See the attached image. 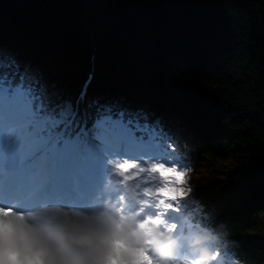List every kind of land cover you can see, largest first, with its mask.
<instances>
[{
	"label": "snow or ice",
	"instance_id": "snow-or-ice-1",
	"mask_svg": "<svg viewBox=\"0 0 264 264\" xmlns=\"http://www.w3.org/2000/svg\"><path fill=\"white\" fill-rule=\"evenodd\" d=\"M93 7L102 6L0 3V208L23 200L86 207L114 156L190 169L188 143L142 98L152 42L160 29L175 26V17L154 20L148 11L124 20L86 11ZM85 69L75 92L70 85ZM101 80L108 94L89 95ZM183 207L212 226L203 197L186 194ZM171 210L180 209L173 203ZM228 242L222 256L240 262L238 242Z\"/></svg>",
	"mask_w": 264,
	"mask_h": 264
},
{
	"label": "trees",
	"instance_id": "trees-1",
	"mask_svg": "<svg viewBox=\"0 0 264 264\" xmlns=\"http://www.w3.org/2000/svg\"><path fill=\"white\" fill-rule=\"evenodd\" d=\"M109 1L45 0L97 4L102 7L86 11L124 20L139 8L137 3L129 10L121 0ZM158 2L160 14L171 13L177 23L159 30L160 50L156 36L152 42V71L145 72L149 78L143 79V86L150 85L148 92L159 98L150 104L197 131L184 136L198 175L193 189L206 191L214 201L212 208L219 211L226 236L244 240L240 254L245 263L264 264V0ZM142 6L133 20L150 8L146 0ZM84 75L86 69L71 84ZM98 85L110 91L106 82ZM146 93L142 98L147 101ZM247 167L252 178L242 175Z\"/></svg>",
	"mask_w": 264,
	"mask_h": 264
},
{
	"label": "clouds",
	"instance_id": "clouds-1",
	"mask_svg": "<svg viewBox=\"0 0 264 264\" xmlns=\"http://www.w3.org/2000/svg\"><path fill=\"white\" fill-rule=\"evenodd\" d=\"M106 167L114 198L88 213L0 208V264H240L222 256V233L189 225L182 243L168 220L192 191L190 171L121 156Z\"/></svg>",
	"mask_w": 264,
	"mask_h": 264
},
{
	"label": "rangeland",
	"instance_id": "rangeland-1",
	"mask_svg": "<svg viewBox=\"0 0 264 264\" xmlns=\"http://www.w3.org/2000/svg\"><path fill=\"white\" fill-rule=\"evenodd\" d=\"M159 0H146V3H148L149 5H150V8L149 9H146L145 8V10H146V12H148V11H152V13H153V17H154V20L155 19H158L159 18V15H160V12H159V8L161 7L159 4H160V2H158ZM0 3H1V1H0ZM121 3L122 4H124L125 5V7H127V8H129V10H131V8L133 7V5L135 4V3H137V5H135V6H138L139 5V8H136V9H134L132 12H130V17H129V20L131 19V20H133L132 19V17L134 16V17H138V16H140V12H142L143 10H144V8H143V0H121ZM110 4H112V1H111V3ZM96 6H98L97 4H96ZM147 6V5H146ZM160 6V7H159ZM96 8H98V7H96ZM139 10H140V12H139ZM127 18V17H126ZM156 38H157V42H158V44L156 43V50H160V45H159V32H158V34L156 35ZM153 42L155 43L156 41H154L153 40ZM153 48H154V46H153V44H152V50H153ZM151 57H152V55H151ZM151 62H153L152 61V58L150 59V62H149V64H148V66H147V70H146V72L147 73H150L151 71H152V69H151V67L149 66L150 65V63ZM149 78V77H147V76H145L144 75V78ZM143 78V79H144ZM157 81H158V79H157ZM150 85H145L144 86V88H145V90H147V93H146V97H147V102L148 103H152V102H156V100L159 98V94L158 93H151V92H148V90L150 89ZM153 99V100H152ZM158 110V109H157ZM234 210V209H233ZM234 211H236V209L234 210Z\"/></svg>",
	"mask_w": 264,
	"mask_h": 264
},
{
	"label": "bare ground",
	"instance_id": "bare-ground-1",
	"mask_svg": "<svg viewBox=\"0 0 264 264\" xmlns=\"http://www.w3.org/2000/svg\"><path fill=\"white\" fill-rule=\"evenodd\" d=\"M115 2V0H110L109 2ZM118 6L119 5H115L114 7L115 8H118ZM159 12H161V9H160V11ZM82 84H83V80L82 79H78L77 80V82H75L74 84H71L70 86H71V88L73 89V91H75V92H77V91H79L80 90V88L82 87ZM161 85H163V83L161 82ZM163 86H165V85H163ZM74 87H75V90H74ZM185 125H187V126H189L188 124H185ZM195 132H197L196 130H194L193 128H189V129H186L185 130V133H187V134H191V133H195ZM182 139H184L185 141H187V138H185V137H182ZM199 141L201 142L202 140H200L199 139ZM203 141H204V139H203ZM237 143H238V141H237ZM242 175L245 177V178H252L253 177V171L249 168V167H247L243 172H242ZM261 190H259V193H261L260 192ZM262 195H264V192L262 191ZM253 200H255V198L253 199ZM263 219H264V217H263ZM263 234H261V236H262ZM250 236H252V235H248V237H250Z\"/></svg>",
	"mask_w": 264,
	"mask_h": 264
}]
</instances>
